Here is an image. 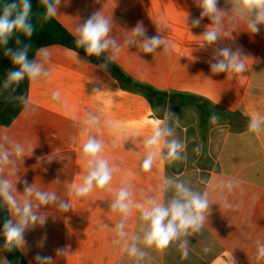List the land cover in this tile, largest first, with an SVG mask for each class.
Segmentation results:
<instances>
[{"label": "crops", "instance_id": "1", "mask_svg": "<svg viewBox=\"0 0 264 264\" xmlns=\"http://www.w3.org/2000/svg\"><path fill=\"white\" fill-rule=\"evenodd\" d=\"M195 2L62 0L55 17L75 36L78 24L101 10L112 17L110 35L124 46L127 27L121 26L118 17L131 10L134 14L126 21L129 30L142 22L146 35H162L170 51L144 54L135 46L124 47L128 60L122 62L114 55L112 60L128 74L160 90L203 96L248 119L257 113L264 116V26L259 33L250 34L246 21L240 20L232 30L226 14L225 37L213 47L201 49L199 36L211 21L205 17L199 27H191V20L201 11ZM232 2L219 0L218 6L231 14ZM225 46L240 49L249 57L248 71L235 77L211 71L209 61L215 48ZM41 49L47 53L45 64L50 74L29 81L27 105L10 126L0 125V137L7 135L26 149L33 148L31 154L26 151L29 156L19 165L17 191H24L25 182L34 183L38 189L55 192L71 209L64 212L55 205L41 209L47 216L45 224L25 233L26 249L21 253L28 264H35L37 255L51 257L50 264H135L121 245L113 243L120 215L111 211V200L125 177L128 184L124 186L140 201L154 193L166 176L207 192L208 220L200 232L189 237L187 257L175 242L162 251L141 245L146 253L141 264H264V258L257 259V244L264 243V131L252 133L248 126L224 120L213 124L203 140L197 115L185 110L179 117L173 116L178 124L176 136L186 145L184 158L171 165L157 162L151 171L142 172L144 139L158 118L148 100L123 90L110 73L83 54L61 45ZM54 92H59V99H52ZM88 113L101 117L100 126L90 134L104 142L103 155L115 169L109 185L112 191L94 190L85 198H73L68 186L81 182L86 174L80 152L89 134L82 123ZM106 120L120 129L105 127ZM197 145L200 154L193 152ZM229 181L231 191L223 187ZM138 217L134 211L127 222L129 236L139 232ZM57 249L64 254L57 255ZM0 257H6L1 241Z\"/></svg>", "mask_w": 264, "mask_h": 264}, {"label": "clouds", "instance_id": "2", "mask_svg": "<svg viewBox=\"0 0 264 264\" xmlns=\"http://www.w3.org/2000/svg\"><path fill=\"white\" fill-rule=\"evenodd\" d=\"M44 7L43 20L47 21L58 15L62 0H38ZM196 6L201 10L200 16L191 20V27H199L201 21L207 17L211 23L199 36V48L207 49L216 45L225 37V15L230 16L229 23L232 30L240 20L247 23L248 33L257 34L264 26V0H233L231 14L221 9L219 0H196ZM32 4L30 0H12L0 5V48L8 57L13 67L7 71L0 94L9 93L17 102L27 105L28 98L24 94H16L21 82L24 80L35 81L41 77L49 76L45 61L47 53L37 49L35 58L29 60L28 54L31 45L20 39V36L30 39L35 31L31 20ZM112 17H106L101 10L94 12L82 24H78L74 43L76 48H82L88 57H101L110 53L101 68H107L113 55L118 54L121 46L115 37L111 36ZM157 32L161 33L158 28ZM124 40V47L135 46L144 54L155 53L162 49L167 53L170 45L165 43L162 35L148 37L142 22H138ZM15 41V49L7 47L10 40ZM77 55V54H76ZM249 57L240 49L235 51L231 47L215 48L212 59L209 61L211 71L215 74L227 73L234 77L248 71ZM52 99H59V92L52 94ZM156 112H164L162 118H156L152 133L144 139L145 156L142 159L141 171L149 172L157 162H166L171 165L184 158L186 145L177 138L176 127L173 120L174 114L168 110L157 108ZM210 123H217L219 117L213 113ZM101 117L88 113L83 118V125L89 134L81 146L80 156L86 163V174L82 181L68 186V195L73 198H85L94 190H105L113 179L115 169L103 155L105 144L91 130L100 126ZM104 126L120 129V125L111 120L104 121ZM248 130L259 134L264 131V116L254 114L250 116ZM33 148L12 141L7 135L0 137V208H6L10 219L3 223L0 235L4 237L3 249L8 252L24 251L26 249L25 233L34 226L43 225L47 216L41 211L49 205H55L60 210L67 212L71 209L69 202L60 200L55 192L44 191L25 182L24 191L18 192L16 184L19 180V165L22 164L26 151L32 153ZM201 146L197 145L193 152L200 154ZM122 186L115 190L111 200L110 209L120 215L119 221L114 226L116 239L114 244L121 245V250L135 264H141L146 253L143 248H154L162 251L174 242L182 255L187 257L189 237L202 230L208 220L210 202L207 192H201L190 186L188 182L178 177L166 176L158 189L144 195L140 201L133 199V192L129 187L128 179L122 180ZM232 190L231 181L223 185ZM230 206V205H229ZM134 211L139 213V232L129 236L126 226ZM143 246V248L141 247ZM42 247V244L40 245ZM207 250V249H206ZM64 254V250L57 249V255ZM264 258V243L257 244V259ZM35 264H50L51 257L37 255ZM0 264H12L7 257H0Z\"/></svg>", "mask_w": 264, "mask_h": 264}, {"label": "trees", "instance_id": "3", "mask_svg": "<svg viewBox=\"0 0 264 264\" xmlns=\"http://www.w3.org/2000/svg\"><path fill=\"white\" fill-rule=\"evenodd\" d=\"M4 2H12V0H0V5ZM32 4L31 20L35 26V31L30 39H26L20 36V39L25 43L31 45V49L28 54L29 60L34 59L37 49H41L51 45H61L70 50L78 52L86 56L82 48H76L74 43L75 36L63 26L56 17H53L47 21L43 20L44 7L38 3V0H30ZM9 48L15 49V41L10 40L7 45ZM108 55L105 53L102 55L105 60ZM89 61L95 65H99L103 62L96 60L95 58L86 56ZM13 67L8 57L3 54V49L0 48V84H2L5 74ZM110 73L119 83L123 90L133 92L143 96L148 100L153 113L162 118L164 112H156L157 108L162 110H168L179 117L186 108H194L198 115V126L201 130L203 140L207 137V131L215 124L210 123V116L219 111V113L225 117V120H233L238 122L242 127H247L249 119L242 116L239 113H232L230 111L221 110L218 106L214 105L209 99L189 92L182 91H166L160 90L152 85L137 80L128 74L119 64L111 60L108 62L107 68H104ZM16 94H24L28 98L29 96V81L24 80L21 82L19 88L16 90ZM26 105L21 104L14 100L9 93L0 94V125L8 127L10 126L19 114L23 111ZM217 108L218 111L211 108ZM224 121V120H223ZM5 208H0V210ZM0 241L3 245L4 240L0 235ZM4 250V249H3ZM5 256L12 264H28L20 250L8 252L4 250Z\"/></svg>", "mask_w": 264, "mask_h": 264}, {"label": "rangeland", "instance_id": "4", "mask_svg": "<svg viewBox=\"0 0 264 264\" xmlns=\"http://www.w3.org/2000/svg\"><path fill=\"white\" fill-rule=\"evenodd\" d=\"M152 13H153V11H151L150 12V16H152ZM130 14H134V12L133 11H131V10H126L125 12H124V14H122V15H119V20H121V26L122 25H124L125 27H127V28H125L124 30V34L127 36L129 33H128V31H129V25H127L126 24V21L127 20H129V17H130ZM134 26V25H133ZM120 29V28H119ZM119 43V42H118ZM128 50V49H127ZM127 50L124 48V46L122 45L121 46V50L119 51V53L118 54H115L114 56H116L118 59H120L122 62H126L127 60H128V52H127ZM213 103V102H212ZM214 104V103H213ZM214 105H216V104H214ZM216 106H218V105H216ZM221 110H226V111H229V110H227L226 108H224V107H221V106H218ZM212 110L214 109V110H216V111H218V109L217 108H211ZM185 110H190L191 111V113L192 114H196L197 115V117H198V119H199V115H198V113H197V111L194 109V108H192V107H188V108H186ZM216 115L219 117V119H218V122L219 121H223V120H225V117H223L220 113H219V111L218 112H216Z\"/></svg>", "mask_w": 264, "mask_h": 264}, {"label": "water", "instance_id": "5", "mask_svg": "<svg viewBox=\"0 0 264 264\" xmlns=\"http://www.w3.org/2000/svg\"><path fill=\"white\" fill-rule=\"evenodd\" d=\"M92 58H95L96 60L98 61H101V62H104L105 60L103 59V57H92ZM8 219V213H7V210L6 209H2L0 210V230H2V227H3V223L5 220ZM1 237L3 238L4 240V237L1 235Z\"/></svg>", "mask_w": 264, "mask_h": 264}]
</instances>
